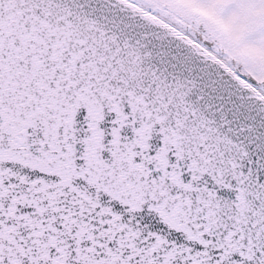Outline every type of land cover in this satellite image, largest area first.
<instances>
[{
  "label": "snow or ice",
  "instance_id": "1",
  "mask_svg": "<svg viewBox=\"0 0 264 264\" xmlns=\"http://www.w3.org/2000/svg\"><path fill=\"white\" fill-rule=\"evenodd\" d=\"M0 264H264V0H0Z\"/></svg>",
  "mask_w": 264,
  "mask_h": 264
}]
</instances>
